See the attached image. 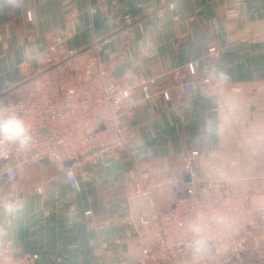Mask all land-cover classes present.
Listing matches in <instances>:
<instances>
[{
	"label": "crops",
	"instance_id": "1",
	"mask_svg": "<svg viewBox=\"0 0 264 264\" xmlns=\"http://www.w3.org/2000/svg\"><path fill=\"white\" fill-rule=\"evenodd\" d=\"M57 32L62 59L94 51L113 80L134 87L137 106L121 112L131 140L82 165L76 186L44 162L12 185L0 163V250L8 244L36 264L130 262L180 196L174 181L190 152L200 175L230 179L264 210V0H0V94L47 68L39 55ZM199 260L186 252L164 264ZM232 264H264V224Z\"/></svg>",
	"mask_w": 264,
	"mask_h": 264
},
{
	"label": "built area",
	"instance_id": "2",
	"mask_svg": "<svg viewBox=\"0 0 264 264\" xmlns=\"http://www.w3.org/2000/svg\"><path fill=\"white\" fill-rule=\"evenodd\" d=\"M51 39L52 44L39 55L47 68L26 76L12 92L0 94L4 115L15 113L22 118L33 137L23 149L0 140L2 174L10 183H22L29 168L48 160L76 186L82 165L105 162L125 151L131 140L129 124L121 112L127 109L130 113L137 106V101L131 100L134 87L113 80L107 63L94 51L69 52L62 59L64 36L57 32ZM207 54L218 52L210 48ZM196 66L191 63L188 70L194 72ZM183 88L189 97L196 94L190 82ZM15 92L23 96L15 99L11 96ZM162 96L168 100L167 92ZM197 156L190 152L181 158L183 174L190 180L174 181L183 190L171 207L159 211L151 225L153 243L121 264H164L186 252L200 258L199 264H231L252 250L254 232L264 224V210L254 206L249 192L236 193L230 179L200 175L194 162ZM67 162L71 164L64 167ZM146 222L141 217L138 224ZM197 241H203L199 252ZM36 259L30 253H15L8 244L0 250V264H36Z\"/></svg>",
	"mask_w": 264,
	"mask_h": 264
},
{
	"label": "clouds",
	"instance_id": "3",
	"mask_svg": "<svg viewBox=\"0 0 264 264\" xmlns=\"http://www.w3.org/2000/svg\"><path fill=\"white\" fill-rule=\"evenodd\" d=\"M224 78V73L218 74ZM30 127L25 121L15 113L4 115V110L0 109V140L17 144L20 148H26L32 142ZM203 241H197L196 251H200Z\"/></svg>",
	"mask_w": 264,
	"mask_h": 264
},
{
	"label": "water",
	"instance_id": "4",
	"mask_svg": "<svg viewBox=\"0 0 264 264\" xmlns=\"http://www.w3.org/2000/svg\"><path fill=\"white\" fill-rule=\"evenodd\" d=\"M42 162H44V163H49L48 160H43ZM70 164H71V162H67V163L64 164V167H67V166H69ZM189 180H190V176H189L188 174H184V175H183V181H184V182H189Z\"/></svg>",
	"mask_w": 264,
	"mask_h": 264
},
{
	"label": "rangeland",
	"instance_id": "5",
	"mask_svg": "<svg viewBox=\"0 0 264 264\" xmlns=\"http://www.w3.org/2000/svg\"><path fill=\"white\" fill-rule=\"evenodd\" d=\"M21 93L22 92H15L14 94H12L11 96L13 97V98H18V97H22L23 95H21ZM13 95H15V97L13 96ZM12 185H14L15 183H11ZM234 261H231V264L233 263Z\"/></svg>",
	"mask_w": 264,
	"mask_h": 264
}]
</instances>
